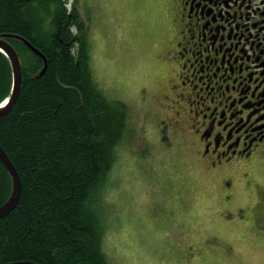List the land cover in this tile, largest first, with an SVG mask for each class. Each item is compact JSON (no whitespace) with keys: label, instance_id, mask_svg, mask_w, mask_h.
<instances>
[{"label":"trees","instance_id":"trees-1","mask_svg":"<svg viewBox=\"0 0 264 264\" xmlns=\"http://www.w3.org/2000/svg\"><path fill=\"white\" fill-rule=\"evenodd\" d=\"M70 0H0V37L21 57L23 82L0 117V145L20 173L16 207L0 219V264H111L103 199L129 123L126 102L96 80L90 26ZM25 40L44 54H37ZM0 50V104L13 91ZM14 179L0 159V207Z\"/></svg>","mask_w":264,"mask_h":264},{"label":"rangeland","instance_id":"rangeland-1","mask_svg":"<svg viewBox=\"0 0 264 264\" xmlns=\"http://www.w3.org/2000/svg\"><path fill=\"white\" fill-rule=\"evenodd\" d=\"M73 2L89 22L96 80L129 108L103 199L111 264H264V181L250 187L248 178L225 205L203 179L178 176L187 165L183 147L159 140L156 112L169 81L161 1ZM256 172L264 178V165Z\"/></svg>","mask_w":264,"mask_h":264},{"label":"flooded vegetation","instance_id":"flooded-vegetation-1","mask_svg":"<svg viewBox=\"0 0 264 264\" xmlns=\"http://www.w3.org/2000/svg\"><path fill=\"white\" fill-rule=\"evenodd\" d=\"M160 1L169 81L159 140L183 147L178 176L203 179L229 205L248 178L264 181V0Z\"/></svg>","mask_w":264,"mask_h":264},{"label":"water","instance_id":"water-1","mask_svg":"<svg viewBox=\"0 0 264 264\" xmlns=\"http://www.w3.org/2000/svg\"><path fill=\"white\" fill-rule=\"evenodd\" d=\"M26 43L33 49L37 54H40L41 56H44V54L41 53L39 49L34 47L28 40H25ZM0 50L5 52V54L9 57L12 68H13V91L9 99L7 100V104L5 105H0V117L4 116L7 114L12 107L14 106L15 102L17 101L21 87H22V82H23V68H22V61L20 58L19 53L17 50L14 48V46L8 42L6 39L0 37ZM45 67L43 72L47 68V60L45 58ZM0 159L4 162L6 167L9 169L11 172L13 179H14V191L11 196V198L0 207V219L8 215L18 204L20 197L22 195V190H23V183L22 179L20 176V173L18 172L16 166L12 162L11 158L8 156L6 151L3 149V147L0 145ZM12 264H36L33 262L29 261H23V262H15Z\"/></svg>","mask_w":264,"mask_h":264},{"label":"bare ground","instance_id":"bare-ground-1","mask_svg":"<svg viewBox=\"0 0 264 264\" xmlns=\"http://www.w3.org/2000/svg\"><path fill=\"white\" fill-rule=\"evenodd\" d=\"M5 104H7V100L3 101L0 105H5Z\"/></svg>","mask_w":264,"mask_h":264}]
</instances>
